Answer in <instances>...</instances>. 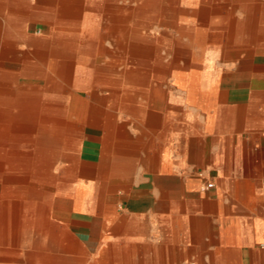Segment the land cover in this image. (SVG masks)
<instances>
[{"label": "crops", "instance_id": "obj_1", "mask_svg": "<svg viewBox=\"0 0 264 264\" xmlns=\"http://www.w3.org/2000/svg\"><path fill=\"white\" fill-rule=\"evenodd\" d=\"M218 1L0 0V264H264V0Z\"/></svg>", "mask_w": 264, "mask_h": 264}, {"label": "rangeland", "instance_id": "obj_2", "mask_svg": "<svg viewBox=\"0 0 264 264\" xmlns=\"http://www.w3.org/2000/svg\"><path fill=\"white\" fill-rule=\"evenodd\" d=\"M122 4V3H121ZM177 6L180 8L179 10H177L176 12H175V14H177L178 16H176V18L174 19H172L173 21H182V18H190V13L192 12V10L191 9H186V7H185V5H183V4H179V3H177ZM234 7H233V3H230V2H224L223 3V1L221 0V1H218V9H217V11H211L212 13H214V14H216V15H219V14H223V13H225L227 16L229 15V14H231V12H232V9H233ZM223 9H225L224 11H223ZM19 13V12H18ZM26 13H28V11L26 12ZM124 15H127V12L126 11H124L123 10V12H122ZM121 12H120V14H122ZM22 17L21 16H17V18H16V20L19 22H21L22 21ZM25 20V19H24ZM231 22V24L234 22V20H233V17H229L228 19H226V22ZM230 25V24H229ZM162 28V27H161ZM160 27L159 28H157V29H149L148 30V32L149 33H151V34H154V35H160V32L163 30V29H161ZM226 29H232V26L231 27H225ZM18 29H22V28H18ZM25 29H28V32L29 33H31V34H33V35H35V36H43V35H46V34H49V32H50V29H52L48 24H46V23H42V22H39V21H29V20H27V25L25 26ZM40 29H42L43 30V34L42 33H40ZM107 30L108 29H105V31L104 32H107ZM110 30V29H109ZM114 30H118L119 32V36H120V39L121 40H123V42H126V40L125 39H127V36L125 35V34H122V33H124L126 30H139V29H114ZM142 30V29H141ZM143 32H146V30H142ZM170 31L172 32V33H174L171 29H170ZM176 35V34H175ZM179 35V34H178ZM228 35H226V37H227ZM180 37V36H179ZM178 37V38H179ZM183 43H185L186 44V42H187V39L186 38H183V41H182ZM105 46L107 47V48H109L110 50H114V52H115V49H116V46H115V43H113L112 42V40H110V39H108L106 42H105ZM162 56L163 57H165L164 58V61L165 62H167L168 61V59H166V52L165 51H162ZM116 59L117 58H114L113 60L109 57V56H107L106 58H105V61H113V62H115L116 61ZM122 59V58H121ZM102 62V61H101ZM215 62H218V60H216ZM222 62V61H221ZM103 63V62H102ZM217 64V63H216ZM11 66V68L12 69H17V70H20L21 69V65H20V63L18 62V63H16V64H12V65H10ZM154 68H156L155 66H153ZM120 68H121V66H120ZM177 84V83H176ZM128 85V84H127ZM126 85V86H127ZM178 85V84H177ZM134 90V89H133ZM110 91L107 93V95H109L108 97L109 98H111V102H108V104H110V103H112V102H116V97H115V95H117L116 93H113V95H114V97L113 96H111L110 95ZM105 93L103 92L102 93V95H104ZM120 94V93H119ZM136 91L134 90V92H131V91H129V93L128 92H125L124 94H123V96L121 97V99L120 100H125L127 97H134V96H136ZM111 96V97H110ZM119 97V96H118ZM120 98V97H119ZM83 133H84V130L81 128V132H80V135H79V139H82V137H83ZM73 145L74 144H69L68 146H67V148H66V150H65V154L67 155V154H70L71 153V151H72V148H73ZM68 162L67 161H65V165L66 166H68Z\"/></svg>", "mask_w": 264, "mask_h": 264}, {"label": "built area", "instance_id": "obj_3", "mask_svg": "<svg viewBox=\"0 0 264 264\" xmlns=\"http://www.w3.org/2000/svg\"><path fill=\"white\" fill-rule=\"evenodd\" d=\"M213 186H214V183H213V182H210V183L207 184V187H208V188H211V187H213Z\"/></svg>", "mask_w": 264, "mask_h": 264}, {"label": "bare ground", "instance_id": "obj_4", "mask_svg": "<svg viewBox=\"0 0 264 264\" xmlns=\"http://www.w3.org/2000/svg\"><path fill=\"white\" fill-rule=\"evenodd\" d=\"M116 47H117V46H116ZM117 48H118V47H117ZM117 48H116V49H117ZM62 75H63V74H62ZM0 140H1V139H0Z\"/></svg>", "mask_w": 264, "mask_h": 264}]
</instances>
